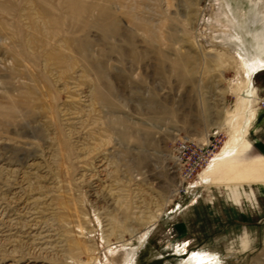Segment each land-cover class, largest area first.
I'll return each instance as SVG.
<instances>
[{
    "label": "rangeland",
    "instance_id": "1",
    "mask_svg": "<svg viewBox=\"0 0 264 264\" xmlns=\"http://www.w3.org/2000/svg\"><path fill=\"white\" fill-rule=\"evenodd\" d=\"M255 37L264 0H0V264H264Z\"/></svg>",
    "mask_w": 264,
    "mask_h": 264
},
{
    "label": "bare ground",
    "instance_id": "2",
    "mask_svg": "<svg viewBox=\"0 0 264 264\" xmlns=\"http://www.w3.org/2000/svg\"><path fill=\"white\" fill-rule=\"evenodd\" d=\"M231 23H233V22L231 21ZM232 37H234V36H232ZM234 39H238V41L241 45L240 47H242V46L244 47V49L243 48L241 49L243 54H247L248 52L245 49V45H244L245 43L243 42L241 37L239 35H237ZM251 46L254 49V53L251 57H247L246 62H245V68H246V71L248 73V90H247V96L245 99L247 102H252V100L255 96V94H254L255 92L253 89L254 77L256 75H258L259 73L264 72V39L255 37V43L252 44ZM251 116H253L252 113H250V112L245 113V122H248V119ZM245 132H246L245 127H243L242 129H240V132L238 134V136H239L238 139L236 138L235 135H232L228 144L226 145V148L224 149L223 154L225 156H228L230 151L232 150V148H230V145L234 144L235 142H239L240 140H242ZM234 146H237V144H235ZM235 158H236V156H235ZM259 161H261V160H259ZM252 168L257 170V172L264 173V162H255L253 164ZM216 171L219 173L221 172L220 168H219V170H216Z\"/></svg>",
    "mask_w": 264,
    "mask_h": 264
},
{
    "label": "built area",
    "instance_id": "3",
    "mask_svg": "<svg viewBox=\"0 0 264 264\" xmlns=\"http://www.w3.org/2000/svg\"><path fill=\"white\" fill-rule=\"evenodd\" d=\"M192 168H190V170H191Z\"/></svg>",
    "mask_w": 264,
    "mask_h": 264
}]
</instances>
